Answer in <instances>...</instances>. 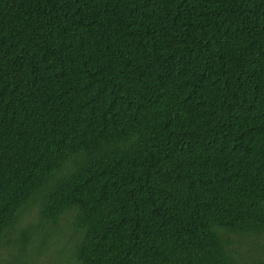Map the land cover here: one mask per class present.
<instances>
[{
	"label": "trees",
	"instance_id": "16d2710c",
	"mask_svg": "<svg viewBox=\"0 0 264 264\" xmlns=\"http://www.w3.org/2000/svg\"><path fill=\"white\" fill-rule=\"evenodd\" d=\"M62 230L60 264H264V0H0V264Z\"/></svg>",
	"mask_w": 264,
	"mask_h": 264
},
{
	"label": "rangeland",
	"instance_id": "374dc122",
	"mask_svg": "<svg viewBox=\"0 0 264 264\" xmlns=\"http://www.w3.org/2000/svg\"><path fill=\"white\" fill-rule=\"evenodd\" d=\"M64 232L65 230L60 231L58 234H48V239L45 241L46 245L42 246L43 249L40 252H38V244L34 243L35 245L29 246L28 255H26L22 261L27 264H60V261L57 260L56 252L61 250L66 244ZM35 239L36 238H34V240ZM13 252L14 251L10 248L4 251V257L8 262L13 261ZM14 262L16 261L14 260Z\"/></svg>",
	"mask_w": 264,
	"mask_h": 264
}]
</instances>
